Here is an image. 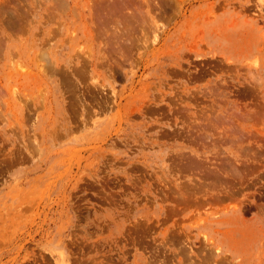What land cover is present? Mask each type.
I'll return each mask as SVG.
<instances>
[{
    "label": "rangeland",
    "instance_id": "rangeland-1",
    "mask_svg": "<svg viewBox=\"0 0 264 264\" xmlns=\"http://www.w3.org/2000/svg\"><path fill=\"white\" fill-rule=\"evenodd\" d=\"M0 264H264V0H0Z\"/></svg>",
    "mask_w": 264,
    "mask_h": 264
},
{
    "label": "bare ground",
    "instance_id": "bare-ground-1",
    "mask_svg": "<svg viewBox=\"0 0 264 264\" xmlns=\"http://www.w3.org/2000/svg\"><path fill=\"white\" fill-rule=\"evenodd\" d=\"M103 2V1H102ZM100 3V2H99ZM66 4V3H65ZM119 7V6H118ZM76 9V8H75ZM110 9V8H109ZM64 11V10H63ZM109 16V15H108ZM108 24V23H107ZM157 30V29H156ZM119 63V62H118Z\"/></svg>",
    "mask_w": 264,
    "mask_h": 264
}]
</instances>
